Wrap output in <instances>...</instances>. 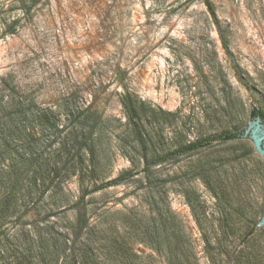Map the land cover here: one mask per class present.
I'll list each match as a JSON object with an SVG mask.
<instances>
[{"label":"rangeland","instance_id":"rangeland-1","mask_svg":"<svg viewBox=\"0 0 264 264\" xmlns=\"http://www.w3.org/2000/svg\"><path fill=\"white\" fill-rule=\"evenodd\" d=\"M6 75L40 103L74 92L98 109L106 127L102 142L110 145L107 179L133 167L117 150L124 138L120 98L126 92L157 113L172 114L165 123L148 117L153 134L163 133L169 141L180 136V144L211 141L209 150L155 168L162 178L170 174L167 201L202 262L203 242L190 202L206 216L212 234L223 214L213 193L194 177V166L243 154L242 164L220 170L222 176L226 171L221 188L234 211L226 208L234 224L228 241L248 250L255 235L264 253V226L254 233L264 216V158L249 139L248 146L217 144L224 133L245 129L254 108L264 113V0H0V77ZM249 148L252 155L246 154ZM144 186L129 181L96 201L111 210L138 206V217L145 220L151 211L141 197ZM37 219L30 213L25 221ZM18 229L0 225V264L20 263L15 240H8ZM135 248L152 255L151 264H165L142 244Z\"/></svg>","mask_w":264,"mask_h":264},{"label":"trees","instance_id":"trees-1","mask_svg":"<svg viewBox=\"0 0 264 264\" xmlns=\"http://www.w3.org/2000/svg\"><path fill=\"white\" fill-rule=\"evenodd\" d=\"M120 102L126 121L117 150L133 167L107 179L110 145L102 142L106 127L92 103L86 105L68 92L46 105L11 75L0 77V225L19 226L8 237L16 242L19 264H151L152 255H141L137 243L165 264H264L255 235L248 239V250H237L235 241H228L234 224L233 213L226 208L233 211V206L221 188L226 171L222 176L220 170L242 164L243 154L194 166V177L213 193L223 214L218 233L212 234L206 216L190 202L201 232L202 262L196 242L167 201L171 176L162 178L155 168L209 150L211 141L180 144V136L169 141L163 133L153 134L148 117L165 123L170 112L157 113L129 92ZM255 116L264 121L257 108ZM243 132L224 133L217 144L248 146ZM253 151L249 148L246 154ZM133 180L145 183L141 197L151 211L149 218L138 217V206L111 210L96 201L109 189ZM235 212L242 214L240 207ZM30 213L38 217L33 224L25 221ZM259 222L254 233L262 230Z\"/></svg>","mask_w":264,"mask_h":264},{"label":"water","instance_id":"water-1","mask_svg":"<svg viewBox=\"0 0 264 264\" xmlns=\"http://www.w3.org/2000/svg\"><path fill=\"white\" fill-rule=\"evenodd\" d=\"M242 136L249 139L253 143L255 151L264 158V121L260 116H255L248 122ZM258 226H264V216Z\"/></svg>","mask_w":264,"mask_h":264}]
</instances>
